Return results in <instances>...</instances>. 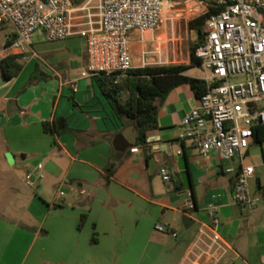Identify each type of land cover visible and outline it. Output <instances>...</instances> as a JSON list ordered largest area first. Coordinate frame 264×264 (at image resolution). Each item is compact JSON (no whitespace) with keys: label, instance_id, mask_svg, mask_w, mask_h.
<instances>
[{"label":"crops","instance_id":"0c3cea01","mask_svg":"<svg viewBox=\"0 0 264 264\" xmlns=\"http://www.w3.org/2000/svg\"><path fill=\"white\" fill-rule=\"evenodd\" d=\"M15 37L11 27L0 49V58L19 54L21 63L15 77L0 74V168L26 173L39 165L43 178L36 188L21 178L33 194L16 190L13 177L0 179L9 188L0 199V264H196L208 242L198 230L207 231L209 204L228 252L204 263L264 264V174L255 168L257 189L249 192L260 195L259 204L241 208L232 200L226 163L215 152L200 155L177 143L181 119L197 103L188 84L168 93L145 146L127 144L133 124L121 125L92 76L81 75L87 63L82 37L51 41L38 53L31 42L30 56L9 47ZM129 39L131 55L138 33ZM144 50L132 54V67L141 66ZM146 51L147 65L158 64ZM190 70L185 74L202 78ZM58 116L72 131L56 136L43 130L42 121ZM160 167L169 180H162ZM11 208L20 210L17 220L3 218Z\"/></svg>","mask_w":264,"mask_h":264},{"label":"built area","instance_id":"2783aa9c","mask_svg":"<svg viewBox=\"0 0 264 264\" xmlns=\"http://www.w3.org/2000/svg\"><path fill=\"white\" fill-rule=\"evenodd\" d=\"M213 2L220 10L206 18L203 40L193 52L207 89L181 119L176 141L189 144L200 155L215 152L226 163L223 172L233 175V202L252 209L260 202L248 191L247 181L255 167L242 160L253 143L252 127L264 124V0ZM166 5V0H0V26L13 28L16 37L9 47L19 52L29 46L38 29L48 42L80 36L87 57L81 75L104 73L118 78L132 67L129 33L137 32L143 42L147 32L154 40V32L169 19ZM146 53L142 52L141 66L147 65ZM151 53L156 54V63L162 62L160 47ZM71 86L76 90L74 83ZM259 145L264 166V140ZM137 150L136 146L130 148V152ZM176 152L181 153V149ZM159 174L162 180L170 179L165 167L159 168ZM42 178L40 166L35 165L25 173L23 183L36 188ZM207 220V231L198 230L208 242L196 264L218 261L228 252L217 232L218 218L212 204L207 207ZM156 228L163 230L164 226Z\"/></svg>","mask_w":264,"mask_h":264},{"label":"trees","instance_id":"16d2710c","mask_svg":"<svg viewBox=\"0 0 264 264\" xmlns=\"http://www.w3.org/2000/svg\"><path fill=\"white\" fill-rule=\"evenodd\" d=\"M203 1V0H202ZM205 9L187 21V27L194 30L196 37L189 43V61L186 64H156L131 67L116 78L114 74L104 73L92 76L100 94L105 99L111 112L123 125L126 121L133 124L136 130L135 145H146L147 131L157 127V114L168 93L182 83L188 84L197 98L207 89L202 78L185 74L190 67L198 65L194 48L203 40V24L213 12L220 10L213 0H204ZM21 69L20 55L7 54L0 58V74L4 79L15 77ZM125 97L122 99L121 95ZM42 128L59 136L72 131L62 116L51 121H42ZM253 143L264 140V124L252 127ZM83 217L80 218V224Z\"/></svg>","mask_w":264,"mask_h":264},{"label":"rangeland","instance_id":"374dc122","mask_svg":"<svg viewBox=\"0 0 264 264\" xmlns=\"http://www.w3.org/2000/svg\"><path fill=\"white\" fill-rule=\"evenodd\" d=\"M203 0H166V6H165V12L166 16L169 17V19H166L165 22H163L162 26L154 32V40H150V33H144L143 37L146 40L144 42L143 46L140 43V41L134 42L131 44V56L132 54L136 57H139L141 54L142 49L146 50H154L157 47H160L161 53L160 58L162 63L161 64H179L183 63L186 64L189 61L190 53H189V43L193 41L196 37V33L194 30H190L187 27V21L195 16L196 14L200 13L202 10L205 9ZM261 16L264 21V9L261 11ZM11 27H8L5 30L0 31V49L2 48V38L6 32H10ZM134 36V35H133ZM32 50L35 51V53L40 52L42 47H45L49 45L50 43L45 40V37L43 35V31L38 29L34 31L32 34ZM143 47V48H142ZM26 52H29L27 54L30 56V49L25 48ZM153 55V54H149ZM147 57V56H145ZM25 58H27L25 56ZM154 59L156 57L154 56ZM139 62V60H138ZM190 73L193 75H197L202 77L203 71L201 68L197 66L191 67ZM243 164H251L253 165L256 170L263 175L264 174V166L262 165V158H261V150L260 145L251 143L248 147V155L244 157ZM15 170V169H14ZM25 175L23 170L16 169L12 172V170L6 169L3 171V169L0 168V179L5 178L8 179L10 177L15 178V181L13 182L14 188L22 193H30L33 194L29 189H26L24 185L21 182V178H23ZM260 179V176H258ZM263 177L261 176V179ZM248 184V191L251 193L253 191H256L257 189V178L255 175L250 177L247 181ZM9 188L4 187L3 183L0 181V199H3L6 196V193H8ZM251 195V194H250ZM260 198V195H256ZM2 201V200H1ZM7 203L6 201L4 202ZM9 211L11 212L10 216H4V219H11V220H17L18 215L21 213L18 208H15Z\"/></svg>","mask_w":264,"mask_h":264},{"label":"water","instance_id":"95a60500","mask_svg":"<svg viewBox=\"0 0 264 264\" xmlns=\"http://www.w3.org/2000/svg\"><path fill=\"white\" fill-rule=\"evenodd\" d=\"M135 129L133 127L129 128L126 133L127 144H133L135 142ZM183 222L188 220L187 217L182 218Z\"/></svg>","mask_w":264,"mask_h":264}]
</instances>
